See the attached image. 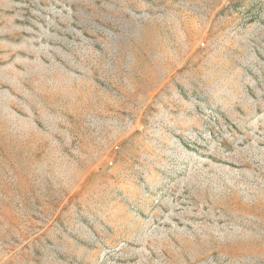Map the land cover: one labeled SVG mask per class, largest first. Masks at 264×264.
Wrapping results in <instances>:
<instances>
[{
    "label": "rangeland",
    "instance_id": "374dc122",
    "mask_svg": "<svg viewBox=\"0 0 264 264\" xmlns=\"http://www.w3.org/2000/svg\"><path fill=\"white\" fill-rule=\"evenodd\" d=\"M0 264H264V0H0Z\"/></svg>",
    "mask_w": 264,
    "mask_h": 264
}]
</instances>
